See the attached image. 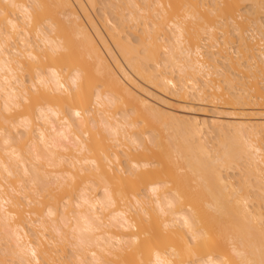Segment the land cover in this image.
Here are the masks:
<instances>
[{"label":"bare ground","instance_id":"bare-ground-1","mask_svg":"<svg viewBox=\"0 0 264 264\" xmlns=\"http://www.w3.org/2000/svg\"><path fill=\"white\" fill-rule=\"evenodd\" d=\"M0 264H264V0H0Z\"/></svg>","mask_w":264,"mask_h":264},{"label":"rangeland","instance_id":"rangeland-1","mask_svg":"<svg viewBox=\"0 0 264 264\" xmlns=\"http://www.w3.org/2000/svg\"><path fill=\"white\" fill-rule=\"evenodd\" d=\"M143 85V87H144V89H145V94H146V96L150 99V100H155V102H157V103H159V104H161L162 106H168V105H170V106H172V108H174L175 109V111L179 114V115H186V116H193V115H195V114H198V113H200L201 111H203L202 110V108H203V106L202 105H200V104H194L191 100V103H190V101H188L189 103H190V105H189V103L188 102H185V104H184V102H181V101H179V99H177V98H175V96H173V95H171V94H169V93H162V92H160L159 90H157V89H155V88H151V87H148V86H146V85H144V84H142ZM185 105V107H184V105ZM183 105V106H182ZM186 105L188 106H190V108H187L186 107ZM191 105H192V107H193V105H197L195 108H196V110H195V108H193L192 109V107H191ZM198 105H200V107L202 106V108H201V111H199V108L200 107H198ZM177 108V109H176ZM179 108V109H178ZM181 108V109H180ZM187 108V109H186ZM198 108V109H197ZM190 111H189V110ZM199 112H198V111ZM185 111V112H184ZM195 112V113H194ZM182 115V116H183ZM157 133H158V135H159V138L161 139V140H165V138L167 137V134H166V132L165 131H163V129H161V128H159L158 130H157ZM166 136V137H165ZM167 139V138H166ZM166 141V140H165ZM221 141H223V140H218V139H211V146H213V147H216V148H218V146H219V142H221ZM171 170H176V172L178 173V174H182L181 173V171L180 170H178L177 169V166L175 165V166H173V167H171ZM237 180V179H236Z\"/></svg>","mask_w":264,"mask_h":264}]
</instances>
